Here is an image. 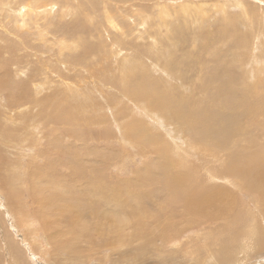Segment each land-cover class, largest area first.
I'll list each match as a JSON object with an SVG mask.
<instances>
[{
    "label": "rangeland",
    "instance_id": "rangeland-1",
    "mask_svg": "<svg viewBox=\"0 0 264 264\" xmlns=\"http://www.w3.org/2000/svg\"><path fill=\"white\" fill-rule=\"evenodd\" d=\"M46 1L0 0V264H264V0Z\"/></svg>",
    "mask_w": 264,
    "mask_h": 264
},
{
    "label": "bare ground",
    "instance_id": "bare-ground-1",
    "mask_svg": "<svg viewBox=\"0 0 264 264\" xmlns=\"http://www.w3.org/2000/svg\"><path fill=\"white\" fill-rule=\"evenodd\" d=\"M50 1V0H49ZM88 1V0H87ZM33 2H34V0H33ZM37 2V1H36ZM35 2V3H36ZM43 2L45 3H47V1L46 0H43ZM53 2V1H52ZM48 4V3H47ZM4 5V4H3ZM21 5V4H20ZM43 5V4H42ZM45 5V4H44ZM46 6V5H45ZM11 7V6H10ZM28 7V6H27ZM39 7H41V6H39ZM34 8V7H33ZM32 8V9H33ZM69 8V7H68ZM109 8V7H108ZM107 8V9H108ZM23 9H25V8H23ZM27 9V8H26ZM36 9H38V8H36ZM106 9V8H105ZM106 9V10H107ZM20 10V9H19ZM80 10V9H79ZM109 10V9H108ZM108 10H107V12H108ZM71 10H69V12H70ZM26 12V11H25ZM15 13V12H14ZM47 13V12H46ZM71 13V12H70ZM51 14V13H50ZM62 14V13H61ZM64 14V13H63ZM74 14V13H73ZM75 15V14H74ZM48 16V15H47ZM24 17V16H23ZM111 20H112V18H111ZM133 21V20H132ZM17 22V21H16ZM37 23H39L38 21H37ZM16 24V23H15ZM117 24V23H116ZM115 25V24H114ZM20 26V25H19ZM25 26V25H24ZM118 26H121V25H118ZM21 27V26H20ZM23 27V26H22ZM26 27V26H25ZM120 28V27H119ZM112 29V28H111ZM122 29V28H121ZM120 29V30H121ZM22 30V29H21ZM37 41V40H36ZM115 46V45H114ZM36 52V51H35ZM38 52V51H37ZM33 57V56H32ZM127 62V61H126ZM137 63V62H136ZM0 84H2V83H0ZM1 87V86H0ZM140 90V89H139ZM241 155H243V154H241ZM228 160V159H227ZM248 160H249V158L248 157H243V156H240L239 154L237 155V156H235L234 157V159L232 160V162L231 161H226V162H231L230 164L231 165H228V168H230V169H234V170H238L239 172H241V173H243V174H248V173H252L253 174V178L252 179H249L248 180V183H247V185H245V186H247V187H249V188H252L253 186H255V185H261V184H264V161H262V162H260V164H257V163H252V165L250 166V163H248ZM243 164H246L247 166H248V169H246V167L243 165ZM226 165V164H225ZM224 166V165H223ZM240 169V170H239ZM224 170V169H223ZM245 174V175H246ZM181 180V179H180ZM184 190V189H183ZM192 195V194H191ZM204 200H205V198H203ZM247 226H248V224H247ZM253 227V226H252ZM255 228V227H254ZM253 235V234H252Z\"/></svg>",
    "mask_w": 264,
    "mask_h": 264
}]
</instances>
